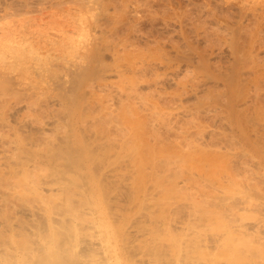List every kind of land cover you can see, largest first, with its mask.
Listing matches in <instances>:
<instances>
[{
  "label": "bare ground",
  "instance_id": "obj_1",
  "mask_svg": "<svg viewBox=\"0 0 264 264\" xmlns=\"http://www.w3.org/2000/svg\"><path fill=\"white\" fill-rule=\"evenodd\" d=\"M59 1L61 2V0ZM62 1L66 2L65 0ZM127 1H131L133 4L132 9H129L131 10V17L134 19L143 18L146 12L152 13L151 0ZM108 2L109 8L111 0ZM124 2L126 1L124 0ZM131 2L129 7L132 5ZM78 5L80 8V4ZM98 5L101 6V4ZM105 5L102 4L104 10L99 8L103 12L105 11L100 15L106 13L107 17L112 16L110 9L106 8ZM85 6H89L88 2ZM128 6L124 5L126 9ZM116 9L113 10L114 13H120L121 10L117 11ZM121 12L123 14V11ZM119 17L114 19L117 21ZM116 25L110 29L114 35L119 34L118 30H120L117 29ZM129 25L127 30L136 32L135 26H132L134 23L131 25L129 21ZM102 26L100 24V27ZM248 28L242 24L233 25V28H229L228 47L234 56V60L225 67L213 68L209 58L194 44L188 45L187 50L178 46L174 52L163 51V55H159L160 59L157 61L153 59L149 61L146 58L147 55H142L139 52L141 59L136 57V61L133 59L131 61L126 60L128 62L126 67L133 74L143 75L148 69L152 71L151 69L157 70V68L164 67L171 70L169 73L166 72L167 78H165L174 81H176L174 75L179 74L184 66L187 69H192L190 70L192 71L191 75L188 74L190 77L186 81L183 79V81H178V85L182 87L180 94L183 97L180 98V106L174 107V110L178 115H192L197 120L200 115L207 119L212 118L211 115L218 116L217 118L215 116L217 119L215 121L219 122V125L215 123L218 125V129H209L206 132L199 130L200 121L198 123L195 119H191L192 121L189 122L192 125V130L188 127L186 129L179 128L176 122H170L164 125L163 131L158 132L159 129L153 125L152 133L155 136L151 139L157 142L158 136H160L161 143L158 142L157 145L156 142H153L152 145L160 148L158 152L160 155L155 156V158L153 156L154 161H151V167H149L152 177L156 181L162 178L163 180H159L160 182L166 181L163 184L157 182V187L162 186L158 189L166 190L162 194L160 192L161 195L157 199L163 197V193L166 195L171 191V193L177 192L178 197L174 201L154 200L155 197L153 196L158 193L149 197L150 194L147 195V192L146 195H142V193L137 195L136 192L137 198L134 194L135 199L131 202L136 209L133 211L124 208L116 198L117 206L112 216L110 214L113 211L112 208L111 212H108L110 210L107 209L108 205L106 207V201L104 202L100 198L101 179L114 176L120 180L123 175L127 174L121 170L119 160L111 161L107 166H103L99 160L90 158L91 151L87 149L88 147L85 149L81 145L76 150H72V147L69 148L68 136L64 137L66 140L63 144L62 142L59 143L58 140L60 145L54 147L53 143H56L57 140L51 138V135L48 137L50 134H48L50 129L48 127L51 124L44 122L46 124H41L38 132L42 130L40 134L44 135L45 138L42 135L41 137L47 145L45 144L44 147L46 148L41 149L43 145L40 144L39 146L37 143L36 147L38 150L41 149L43 153H40V156H46L48 160L56 163L58 169L62 168L59 170V172L61 171L59 175L55 170L56 172L51 171L54 176L53 174L48 176L51 174L49 171L48 174L42 171L47 168V165L43 169L41 166L45 163H41L42 165L38 163L40 156L37 157L39 160L37 159L38 161L35 162V159L32 161L30 158H27L30 159L28 161L23 158L17 159L16 154L12 155L13 153L9 155L8 148L5 146V134L3 136L0 133V264H237V262L239 264H264V57L253 51L256 39H258L257 42H260L262 31H251L248 34L251 38L249 41L252 48L248 46L247 49L240 44L241 33ZM99 30L103 35L108 33L102 28ZM137 31L139 30L137 29ZM149 31L151 32L150 29ZM132 39L133 37L130 35L126 36V39L120 42V48L117 52L115 51L117 56H114L121 57L120 53H126L129 46H134L135 43L132 44L134 39ZM134 47L131 48L134 49ZM147 48L149 49V47ZM99 51L102 52V49ZM101 55L96 52L92 61L94 63L99 62ZM101 61L103 62L105 59L103 58ZM115 64L113 70H110L114 73L117 72L120 77L126 76L124 74L126 71L118 65L117 61ZM109 66L107 68L104 65L105 68L103 69L108 70ZM95 68H92L93 71ZM82 74L80 75L82 76ZM79 80L80 83L81 80ZM146 82L142 80L139 83L143 85ZM103 83L101 85L106 87L109 82ZM137 83L129 86L128 90L131 95L137 93L140 85ZM64 89L66 90L67 87ZM66 93L64 91L62 95ZM185 96L194 97L193 109H188L184 105ZM164 102H155L152 105L151 115L156 117L161 111L167 110L170 103ZM108 106L109 103L106 109ZM202 118L199 120H203ZM110 124L115 128L119 127L116 123ZM249 126H252L250 132ZM163 134L165 136L161 137ZM36 137L41 139L39 136ZM36 137L34 140L39 142ZM112 138L108 137L105 142L102 140L103 146H100L101 143L99 146L105 147L106 144L107 151L114 153L116 148L114 149L115 146L111 145ZM67 139L68 142H66ZM34 140L32 139L30 142L33 143ZM71 142L74 144L73 140ZM35 144H33L34 148ZM175 144L177 145L174 146ZM109 145L112 147L108 148ZM29 146L28 149H30ZM163 146L168 149H163ZM175 147L178 149H173ZM211 147H216L215 152L211 153L215 154L216 157L218 156L217 158L208 154ZM37 148H35V155H38V152L36 153ZM224 149L236 150L235 159L231 161L232 163H224L223 155L219 156ZM31 152L34 153V150H30V154ZM201 152H204V155ZM30 154L28 152L27 156ZM6 156H10L11 161L15 160L10 161L13 165L8 163L9 157ZM98 156L100 158L101 155ZM33 157L35 158L34 155ZM64 163H67L68 167ZM9 164L10 166H8ZM5 166L8 169L9 167L12 168L11 166H16V171H13L15 168L11 169L13 173L15 172L12 173L14 179L9 180L11 182L6 181L5 173L8 171H6ZM69 166L71 167L70 170ZM39 167L42 168V174L39 173L41 169H38ZM65 167L70 172L75 170L83 173L82 175L74 174L71 176ZM50 168L49 166V170L52 169ZM11 171L9 169L10 174ZM55 173L57 174L55 175ZM5 181L8 183L6 184ZM182 188L189 189L190 192H183ZM6 207H12L14 210L12 211L13 214L6 213L12 218H8V215L5 216ZM180 208L188 211L185 213L186 217L174 213V215H170L172 210L174 212ZM124 211L125 213H123ZM109 214L110 216H108ZM237 242L241 244L238 245ZM242 243H247L243 245V247L246 246L244 250L243 247L241 248ZM240 253L244 256L241 257ZM238 258H240L241 263L239 260L236 261Z\"/></svg>",
  "mask_w": 264,
  "mask_h": 264
},
{
  "label": "rangeland",
  "instance_id": "obj_2",
  "mask_svg": "<svg viewBox=\"0 0 264 264\" xmlns=\"http://www.w3.org/2000/svg\"><path fill=\"white\" fill-rule=\"evenodd\" d=\"M58 1L59 0H0V133H2L3 136L5 134V146L8 148V154H16L17 159L23 158L26 161L30 159L33 161L35 159V162H37L39 160L37 157L40 156V153L43 154L41 149L46 148L44 147L46 143L42 140L44 135L40 134L42 130L38 132V129L40 130L39 126H41V124L49 122L51 126L49 125L50 127H48L50 128L49 132L47 129L48 134L50 133L48 137L51 135V138L57 140L55 141L56 143H53L54 147H56L55 145H60L58 144L59 141V143L62 142L63 144L64 140H66L64 137L68 136L69 143L72 144V140L74 143L72 145L68 143L69 148L72 147V150H76L79 148L78 146L81 145H83L84 148L88 147L87 149L91 151L92 154H90V158L99 160L103 163V166H107L111 161H120L121 170L127 172L126 175H123V178L117 180V177L109 176L108 178L101 179L102 190H100V198L102 201H106V207L108 205L109 208L107 207V209L110 210L108 212H111L112 208L113 211L110 213L111 215L114 214V209L117 206L115 202L116 198L121 206L133 211L136 209L135 205L133 203L131 204L135 199L134 194L137 198V195L141 193L142 195H146L147 192V195L150 194L148 195L149 197L158 193L153 196L155 197L154 200L159 201L160 199H165L174 201L178 197L177 192L171 193V191L169 194L166 192V195L163 193V197L157 199L158 196L166 190L161 191V189H158L162 188L160 185L157 187L158 183L162 181L163 178L161 180L159 179L160 181H156L151 174L150 164L151 161H154L153 156L155 158V156L157 157L160 155L158 153L160 148L152 145L153 142L156 141L151 139V137L155 136L154 133H152L153 125H156L159 129L158 132H161L164 130V125L170 122H176L179 128L186 129L188 127L192 130V125L189 122L192 121L191 119L194 120L195 118H193L192 115H178L176 110H174V107L180 106V98L183 97L181 96L182 94H180L182 93V87L178 85V81L182 79L186 81L188 77H190L189 75H191L192 72L190 70L192 69H187L184 66L182 70L179 71V74L177 73L174 75V78H176V81H174L172 79H166V72L168 71L167 73H169L171 70L165 69L164 67L157 68L159 72L155 69H151L152 71L148 69L143 75L133 74L126 67L128 65L127 61L141 59V54L147 55L146 58H148L149 61L150 59L157 61L164 52H174L175 48L178 46H181L183 50H187L188 45L194 44L209 58L213 68L225 67L230 65L234 60V56L228 47V36L230 35L229 28H233V25L241 24L245 27H249L246 31L241 33L240 38V44L246 48L248 46L249 48L251 47V38L248 34L251 31H262L260 36L261 39H259L260 42L258 41V43V39H256L253 51L259 53L261 57H264V0H151L150 4L153 6L152 13L146 12L141 19L138 17L137 19L131 17L132 14L130 9H132L131 7L133 4L130 1L132 5L130 4L131 6L129 7L128 5L130 2L127 0L125 1L128 3L124 2V0H111L109 8V0H106L107 3L105 0H99L100 2L97 0ZM87 2L89 5L88 7L85 6ZM78 4H80V8ZM98 4H101V6ZM102 4L110 9V14H112V16L108 13L110 15L108 16L109 19H107L106 13L100 15V13L103 12L100 10ZM124 5H127V9H130L127 10ZM102 9L104 10V8ZM115 9L117 11L120 9L123 11V14L119 11L120 13L116 12V15L113 11ZM113 14L115 15L113 16ZM118 14H120L121 17H119L120 15ZM117 16L119 17V21L115 20ZM129 21L131 25L134 23L132 26H135L136 32L127 30V27H130ZM114 23L118 25H116L117 29H120L118 30L119 34H116L117 36L110 30L115 25ZM100 24L103 26L100 27ZM99 28L108 32L107 34L109 36L107 37V34L103 35L100 33ZM137 29L139 31H137ZM128 33L130 37H133L135 42L133 41L132 44L135 43L136 47H134L135 44L134 46H129L126 53L121 51L123 52V54L120 53L121 57H115L114 55H116L117 50L120 48V42L126 39V36H129ZM131 47H134V49ZM147 47H149V49ZM99 49H102V52H100ZM96 52L100 55L102 54L99 58L100 64L96 61L101 69L99 65H95L96 62L94 63L92 61V57ZM114 52L115 54H113ZM127 52L130 54L129 56ZM138 52L141 54L139 55ZM127 57H129V60L126 59ZM103 58L105 59V61H103L104 63L101 61ZM115 60L118 62V65L126 71L124 73L126 76L120 77L117 72L114 73V71L110 70L117 64H115ZM105 63L110 65L108 70L103 69L105 68L104 65L106 67L108 66ZM94 67H96L94 70L98 72L93 71L92 68ZM126 69L129 70L128 74V70ZM80 74H82V76ZM74 76L75 78H73ZM103 78L108 79L103 80ZM131 80L133 83H137V81L142 82V80L147 82L143 85L138 82L137 85H140L138 86L137 93L131 95L128 90L131 87L130 85L133 84ZM103 81H105L104 83L109 82L106 87L101 85ZM63 87H67V89L65 90ZM76 88L77 90H75ZM63 89L65 93L67 90L70 92L66 93L67 97L66 94L62 95L64 92ZM61 95L64 99L61 98ZM194 100V97L189 98L185 96L184 105L188 109H193ZM157 101L162 103L167 101L170 104H168L169 107L166 105L168 107L167 110L161 111L163 114L160 113L154 117L151 115V109L152 105ZM108 103L109 106L106 109ZM201 116L202 115H200L199 119L203 117V120L195 119L198 123L200 121L199 124L201 127H199V130H201V132H206L209 129H218L219 122L215 121L217 120V115H211L212 118L209 117L208 119ZM101 119L102 121H100ZM110 123H116L119 127L115 128ZM251 129L252 126H249V132ZM41 135L43 137H41ZM36 136L41 137V141ZM162 136L165 135L163 134L161 137ZM34 137L38 138L37 141L39 142H36ZM108 137L114 138L111 139V145L115 146L114 149L116 148L114 153L107 151L106 144L105 147H100L102 145L101 141L103 140L105 142V139ZM158 137L159 140L156 142L157 145L158 142L161 143L160 136ZM32 139L35 142L33 141V143H31ZM24 142L26 143L24 144ZM28 142L31 144L29 143L27 145ZM66 142H68V139ZM37 143H39V146L40 144L43 145L39 150L36 147L38 145ZM87 143L88 146H86ZM33 144H35V148H37L36 153L38 152V155H35ZM156 144L154 143V145ZM111 145H109L108 148L112 147ZM176 145L177 144L174 146ZM28 146L30 149H28ZM165 148L168 149L163 146V149ZM211 148L210 151L208 150V154L215 156V154L211 152L214 153L216 147L213 149ZM173 149L178 148L175 147ZM16 150L18 151L16 152ZM26 150L29 154L30 150H34V153L31 152V154L27 156L28 152ZM235 151L234 149H224L219 156L223 155L225 159V161L223 159V162L229 163L235 159ZM201 153L204 155V152ZM99 154L101 155V160L98 156ZM6 157H9V160H7L9 161L8 163H10L11 157ZM40 157L38 163H40V165H42L41 163H45L41 167L44 169L46 168L45 165H47L45 170H42L41 167L38 168H41L40 174H42L41 170L47 172H44L45 174L55 170L58 172V174L55 173V175L60 174L61 171L59 172V170L62 169L61 167L58 169L56 163L48 160L46 156ZM10 164L13 165V163ZM10 164L8 166H10ZM64 164L68 167L67 163ZM49 166L53 170L51 168V170H49ZM11 167L12 168L9 167L10 171L14 168L15 170L13 171H16V166ZM5 168H7L6 171L9 172L8 167L5 166ZM65 169L69 171L71 167L69 166V170L66 167ZM13 171H11V174L10 172L5 173V178H7L6 181H12V179H14V175H12ZM143 172L145 173L141 174ZM82 173L83 172L75 170L69 171L71 176L74 174L82 175ZM52 174L54 176L53 172L48 176H52ZM164 182H160V184ZM182 191L190 192L189 189L185 188H182ZM160 192L161 194H159ZM6 209L8 212L5 211V216L8 215L6 213L13 214L12 211L14 210H12V207H6ZM172 211L171 213L169 212L170 215L176 214L181 217L185 215L186 217L185 213L187 210L184 208H180L174 212ZM123 213H125V211ZM110 214L108 216H110ZM176 215L175 217H177ZM180 216L178 217L181 218ZM10 217L11 215H8V218ZM106 217L107 215L104 218L105 220ZM170 217L175 218L172 216ZM237 243L239 245L240 242ZM246 244L242 243L241 248ZM245 247L246 246L243 247V250ZM237 250L239 249L237 248ZM242 255L243 254H241V257L244 256ZM240 258L236 259V261L239 260L240 262ZM237 264L239 263L237 262Z\"/></svg>",
  "mask_w": 264,
  "mask_h": 264
}]
</instances>
